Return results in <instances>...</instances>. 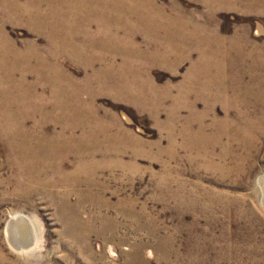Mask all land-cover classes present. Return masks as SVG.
I'll return each mask as SVG.
<instances>
[{
    "label": "bare ground",
    "instance_id": "obj_1",
    "mask_svg": "<svg viewBox=\"0 0 264 264\" xmlns=\"http://www.w3.org/2000/svg\"><path fill=\"white\" fill-rule=\"evenodd\" d=\"M199 1L207 8L205 15L197 14L198 10L184 8L177 0H171L169 5L158 4L156 0H93L88 3H85V0H61V16L63 18L66 16L65 20H70L75 14H85L84 16L88 18L87 24H84L87 32L93 30L103 33L104 36L107 34L106 39L111 47L120 50L118 52L116 49L108 50L109 47L104 49V44L99 43V46L94 43L93 46V42H90L86 45L89 48L84 52L85 44L81 45L77 34H70L71 23L63 22L60 36L58 31H50L52 27L50 28V24L47 25L44 20L37 21L40 15H47L48 4H51V1L0 0V64L4 66L5 62L14 60L13 63L10 62L12 64L8 65L9 67L6 66L8 70L0 68V78L12 79L17 77L18 73L21 78L22 76L28 78V74H36L37 69H42V74L45 71V79L41 84L35 83L36 85L33 86L28 84L27 87L28 82H26L22 87V101L21 99L17 101V93L15 95L12 91L13 94L5 95L4 92L5 96L0 97V157L4 156V159L0 160L1 203L32 207L34 204L30 201L31 194L46 195L55 200L59 217L67 224L71 235L80 238L94 230L92 222L95 216L92 214L86 218L81 213L82 207L87 202H93L101 208L106 205V202L101 200L102 197H96L97 188L105 191L106 187V184L99 179V174L106 169L112 172L119 168L125 171L135 170L137 162L126 161L124 157L129 149H132L135 157H138L137 147L143 142L130 130L125 129L118 119L113 118L109 122L101 118L100 107L96 102L97 96L101 92H111L139 106L153 103L157 117L160 107L157 108L156 105L158 101L162 103L166 99V97L164 99L158 97V86L148 76L147 68L140 71L133 65L127 64V61L149 64L160 62L166 65L172 62L173 68H177L198 51V59L193 62L184 82L179 86V96L173 99L168 122L175 126L182 119L183 109L188 110L179 133L184 138L182 145L197 153L196 155L213 156L215 148L224 138L228 140L224 143V149L231 145H236L237 149L251 148L256 140V132L264 133V109L260 117L256 118L247 108L252 105H260L264 108V76L263 78L256 76L259 72L258 66L254 64L252 73L250 72L252 79L246 82L243 67H240L244 66L242 64H245L250 57L257 63H264L263 48L254 43L248 34L234 35L230 39H225L217 27V9L235 5L239 0ZM247 1L251 10L264 11V0ZM19 4H23V8ZM45 4L48 7L44 8ZM2 15L13 17L18 21L26 20L30 27L47 36L48 43L39 46L26 40V43L20 46L6 32L4 22L10 18L6 17L3 21ZM139 35L144 37L143 42L138 40ZM25 46L27 51L21 53L20 47ZM247 46L252 48L249 49ZM153 48H161L165 54L163 56L160 54V57L150 55L148 51ZM94 49L101 53L96 52V57L92 60L89 52ZM233 49H236L234 56L231 54ZM59 54L67 55L81 67L93 68V72L96 71V66L100 65L99 69L103 67V72L105 71L106 74V70L109 71L110 76L101 78L103 80L99 81L101 86L97 92H92V96L87 100L85 99L83 103H80V100L78 103L79 98L76 102L74 97H79L81 89L79 84L83 82L79 83L76 75L66 70L62 61L61 68H58L60 66L56 60ZM214 64L216 66H213ZM93 77H96V73ZM60 82L61 95L55 89L51 91L53 100L50 103L54 104L59 114L61 112V117L57 116V113L55 116L47 115L48 113L44 116L42 113L47 111L48 105L43 100V92L40 95L38 90L40 87L58 88ZM95 84L97 86V83ZM13 90L17 92L20 89ZM22 96L20 95V98ZM198 100L206 103L203 112L197 111ZM217 102L224 105L226 117L219 118L214 114ZM40 113L44 117L43 120L39 122V119L34 126H30L29 120ZM210 115L211 122H208ZM50 122L61 129L48 126ZM194 123H197L196 127H193ZM209 128L212 129L210 132ZM171 140L173 144L174 138L172 137ZM112 154L117 156L110 157ZM222 155L224 156L225 152ZM72 156L74 159H71ZM260 182L264 190V174L260 177ZM11 183L14 184L12 189L9 187ZM63 184L85 186L86 192L81 195L79 203L70 201L69 191L61 196L56 188ZM101 218L104 223L101 233L107 228H114V223L107 218V215L103 214ZM5 230L11 245L24 252L22 260H29L30 250L37 243L38 238L33 218L25 213L13 214ZM3 246L0 239V261L2 264H8Z\"/></svg>",
    "mask_w": 264,
    "mask_h": 264
},
{
    "label": "rangeland",
    "instance_id": "obj_2",
    "mask_svg": "<svg viewBox=\"0 0 264 264\" xmlns=\"http://www.w3.org/2000/svg\"><path fill=\"white\" fill-rule=\"evenodd\" d=\"M48 1H51V4H48L50 8L46 4L44 6V8L48 7L47 15H40L37 21L44 20L48 23L47 25L50 24V28H55H51L50 31L56 30L61 36V25L66 21L71 23L70 34H77L81 45L85 44L84 52L89 48L86 45L90 42H93L92 45L104 44V49L107 47H109L108 50L116 49L109 44L106 39L107 34L104 36L103 33L93 30H89L93 32L92 34L87 32L84 24H87L88 18L84 16L85 14H75L70 17V20H65L66 16L64 18L61 16V0ZM85 1L88 3L93 0ZM156 1L158 4L169 5L171 0ZM177 1L184 8L198 10L197 14L205 15L207 11L205 4L199 0ZM19 6L22 7L23 4ZM2 16L3 21L6 17L10 18L7 15ZM41 17L42 19H39ZM216 22L225 39H230L234 35L248 34L249 38L262 46L264 51V11L251 10L247 0H239L235 5L217 9ZM4 23L6 32L20 46L24 45L26 40L37 43L39 46L48 43L47 36L30 27L26 20L18 21L11 17ZM138 40L143 42L144 37L139 35ZM20 48L21 53L27 51L26 46ZM156 49H149V54L155 57L165 54L163 49ZM94 51H92L94 54L89 52L92 60L98 52ZM118 51L120 50L116 49V52ZM100 53L101 51L98 52ZM231 54L236 55V49H233ZM198 57L199 52L195 51L191 58L183 61L177 68H173L172 62H169V65L160 62L157 64L141 61L126 62L140 71L147 68L148 76L158 86L159 93L161 92L159 94L157 91L158 97L163 99L166 97L162 103L158 101L156 105L157 108L160 107L159 117L154 113L153 103L139 106L115 96L114 93L101 91L96 98L101 118L109 122L113 118L118 119L125 129L130 130L143 141L137 147L138 157H135L132 149H129L124 157L126 161L135 160L137 168L133 171L119 168L115 172L106 169L99 174V179L106 184V187L105 191L97 188L96 197H102L101 200L106 202V205L101 208L93 202L85 203L81 214L84 217L92 214L95 216L92 222L94 230L80 238L70 234L67 224L59 217L55 200L49 196L31 194L30 201L34 204L32 207L0 202V239L4 245L3 250H5L8 264H264V190L260 182V177L264 174V133L256 132V140L249 150L245 147L237 149L236 145L224 149V143L228 141L224 138L215 148L214 155L205 157L196 155L197 153L182 145L184 138L179 132L183 128L184 117L188 115L187 109H183L182 119L175 126L168 122L173 99L179 96V86L184 82L187 72ZM57 59L56 62L60 66L58 68H61L62 61L65 69L76 75L79 83L83 82L79 84L81 97L80 95L74 97L75 101L79 98L78 103L80 100V103H83L85 99L92 96V92H97L101 86L99 81L110 76L109 71L106 70V74L105 71L103 72V67H101L102 70L99 69L100 65L96 66L97 72H93V68L81 67L67 55L59 54ZM10 62L13 63L14 60L5 62L4 66L0 64V68L8 70L6 66L9 67L12 64ZM254 64L258 66L259 73H256L260 75L256 74V76H262V78L264 76V63H257L250 57L245 64H242L244 66L240 67H243L246 82L252 79L251 70ZM236 69L238 71V68ZM39 70L37 69L36 72L40 73V76L36 75L37 73H29L28 78L26 76L21 78L18 73L17 77L12 79L11 77L0 78L2 90H0L2 92L0 97L17 93V101L19 99L22 101V87L26 82L28 87V84L29 86L35 83L41 84L45 79V71L42 74V69ZM95 73L97 78L93 77ZM60 86L61 82L58 88L53 86L51 89L39 88V94L43 92V100L48 105L47 111L42 113L44 116L53 114L55 116L57 113V116L61 117V112L59 114L54 104L50 103L53 100L54 89L61 95ZM13 89L20 90L15 92ZM4 92L5 95H3ZM192 98H195V92ZM196 103L197 111L203 112L206 103L202 100ZM247 109L253 116L255 115L254 117L259 118L264 108L260 105H252ZM46 113L48 114L45 115ZM42 114L31 118L29 125L34 126L39 119L41 122L44 118ZM214 114L219 118L227 116L222 103L217 102ZM211 117V115L208 117V122H211ZM48 126L61 129L52 122L48 123ZM196 126L197 123H194L193 127ZM211 130V128L208 129L209 132ZM223 152H225L224 156ZM113 156L117 155L112 154L110 157ZM2 159L4 156L0 157V160ZM71 159L74 157L72 156ZM13 185L11 183L9 187L12 189ZM84 187V185L63 184L56 189L61 196L69 191L70 201L79 203L81 195L86 192ZM1 197L2 190H0ZM19 212L33 218L38 235L37 243L30 250L29 260H22L24 252L11 245L5 232L8 220L13 214ZM103 214L114 223V228H107L101 233L100 230L104 227L101 218Z\"/></svg>",
    "mask_w": 264,
    "mask_h": 264
}]
</instances>
